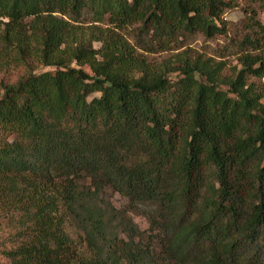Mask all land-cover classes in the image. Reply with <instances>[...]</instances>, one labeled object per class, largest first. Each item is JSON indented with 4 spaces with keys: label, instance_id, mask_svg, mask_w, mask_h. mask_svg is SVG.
Listing matches in <instances>:
<instances>
[{
    "label": "trees",
    "instance_id": "trees-1",
    "mask_svg": "<svg viewBox=\"0 0 264 264\" xmlns=\"http://www.w3.org/2000/svg\"><path fill=\"white\" fill-rule=\"evenodd\" d=\"M237 5L0 0V70H19L1 81L0 212L16 243L0 264H264L258 11L246 9L234 67L188 50L154 63L139 50L226 35ZM134 24L136 44L123 32Z\"/></svg>",
    "mask_w": 264,
    "mask_h": 264
},
{
    "label": "rangeland",
    "instance_id": "rangeland-1",
    "mask_svg": "<svg viewBox=\"0 0 264 264\" xmlns=\"http://www.w3.org/2000/svg\"><path fill=\"white\" fill-rule=\"evenodd\" d=\"M237 3V7L229 8L225 13V18L228 21L229 26L226 35H218L214 38L208 39L203 34L196 33L183 37L179 44L170 50H158L156 52H147L143 49L139 50L144 52L149 60L154 63H160L176 53L188 50L193 53L202 52L208 56L217 57L218 59L223 58L227 61L229 66H237L239 56L242 55L243 52L241 49L243 46L241 47L239 43L242 42V39L246 34L250 33L248 27L249 18L246 9L254 7L258 11V17L264 22V12L261 10L258 0H237ZM83 24L91 25L92 23L91 20H86ZM137 26L138 24H134L123 30L133 44H136ZM100 44V42L94 43L95 47H99ZM249 50H252V48H249ZM259 51L260 50H252L253 53H259ZM18 72L19 70L12 68L8 70H0V92L2 91L1 81L4 80L7 83L16 80ZM251 80L256 81L264 87V77L261 79L252 77ZM108 193L115 206L124 207L127 205L126 198L118 192H111L110 190ZM131 215L142 230L149 229V219L145 213H143L142 209L131 211ZM8 223L9 221L7 217L0 212V260H3V255L1 254L2 250L4 248H11L16 243L13 239L15 228Z\"/></svg>",
    "mask_w": 264,
    "mask_h": 264
}]
</instances>
